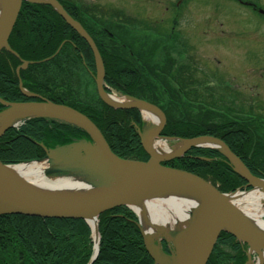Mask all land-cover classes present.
I'll return each instance as SVG.
<instances>
[{
  "label": "trees",
  "instance_id": "obj_1",
  "mask_svg": "<svg viewBox=\"0 0 264 264\" xmlns=\"http://www.w3.org/2000/svg\"><path fill=\"white\" fill-rule=\"evenodd\" d=\"M71 6L77 8L74 3ZM22 10L10 44L23 59L35 62L21 71L24 86L40 92L47 90V83L54 81L67 87L66 97H74L73 100L64 101L58 95L50 98L58 103H66L90 117L117 155L147 160L148 154L131 123L133 120L140 124L141 115L137 110L113 109L101 100L92 104L78 97L85 92L82 89L85 84L77 82L76 79L83 71L91 74L95 70L90 47L78 43L82 38L75 31H66L70 28L66 27V23L55 12L44 8L37 9L32 5H24ZM103 36L108 37L107 33ZM66 39L72 41L71 45L60 47ZM120 43L119 47L110 45L107 49L103 46L100 48L107 66L105 82L108 86L120 89L126 85L132 86L138 94L145 97V92H148L151 96L147 97L154 100L157 87L140 72L145 67V60L141 58L140 52H135L124 41ZM19 63V59L9 52L0 54V97L6 100L27 99L19 88V77L15 72ZM133 65H137V69L132 72ZM165 68H161L158 75L150 69L154 77L163 81L164 91L170 92L168 107L172 109L171 112L165 111L167 124L164 134H176L186 138L200 135L220 137L241 156L255 175L264 177V167H258L247 156L256 145L261 150L264 145L262 137L246 121L240 120L237 123L238 120H230L229 115L225 114L223 118L221 114L214 113L213 107L207 108L206 103L198 98V90L190 89L192 94H189L186 91L188 86L185 87L182 81H194L193 73L188 75L189 72L183 74V71H171L165 78ZM185 75L191 78L187 79ZM32 85H38L39 88ZM82 135L86 133L71 124L45 118L30 119L18 128H10L0 137V160L4 163H19L37 159L44 155L43 147L39 143L50 147L64 144L73 136ZM262 152L263 150L260 157ZM219 154L216 150L194 147L181 159L171 163L177 168L210 179L213 183H220L218 187L222 191H234L243 187L246 181L228 163L198 158ZM99 233V254L92 264H154L145 249L137 216L129 208L121 206L101 214ZM221 243L229 244L234 254L227 252L220 246ZM92 247V229L83 219L0 215V264H18V255L26 258L22 264H87L94 253ZM16 253L17 256H13ZM6 254H12L10 260ZM245 261L246 254L242 243L233 235L224 232L208 264H242Z\"/></svg>",
  "mask_w": 264,
  "mask_h": 264
},
{
  "label": "water",
  "instance_id": "obj_2",
  "mask_svg": "<svg viewBox=\"0 0 264 264\" xmlns=\"http://www.w3.org/2000/svg\"><path fill=\"white\" fill-rule=\"evenodd\" d=\"M3 1L0 50L5 48L16 54L11 49L8 39L22 0ZM47 1L54 5L64 19L90 43L96 61L97 86L101 99L112 107L151 110L160 117V122L153 132H151L152 129L139 131L141 143L151 159L149 161L124 159L111 150L100 129L87 115L71 107L46 99L41 102H7L0 98V102L5 105V109L0 112V123L12 114L18 117L15 122H13V117L11 121L1 126L0 136L9 128L14 127L16 122L34 117L59 120L86 130L93 141L74 139L68 144L58 145L55 148H47L43 143H39L46 151V156L41 160L46 159L50 167L54 168L51 172L60 174V177L83 174L81 176L93 177L98 185L96 194L79 198H66L35 191L13 169L19 164H6L0 160V215L24 214L54 218H80L89 222L90 219H97L104 211L118 206L126 205L132 208V203L149 197L157 190H180V194H187L190 191L198 196L199 213L197 216H192L189 225L183 230H169V233L166 231L175 243V251L170 258H167L168 255L157 246L153 239L154 234L144 231L140 215L132 208L138 217L137 225L142 233L145 248L156 264H207L222 231H227L245 242L250 250L259 247L264 251V241L252 232L249 221L240 211L236 210L228 197L229 194L238 191L221 192L214 184L201 176L163 165L161 162L180 157L192 147L209 146L227 157L233 170L247 181L246 187H252L251 190L256 187L264 189V179L254 175L245 163L231 151L224 140L212 135L182 138L180 139L182 146L167 154L159 155L150 150V143L156 136H159L164 127L165 114L159 107L145 100L132 97L130 102H120L110 98L103 88L104 64L94 41L59 2ZM20 88L24 94H32L26 91L22 84ZM51 172L47 170L49 177H51ZM163 231L165 230L156 234ZM97 254L98 250L88 264L94 262ZM261 264H264V255Z\"/></svg>",
  "mask_w": 264,
  "mask_h": 264
},
{
  "label": "rangeland",
  "instance_id": "obj_3",
  "mask_svg": "<svg viewBox=\"0 0 264 264\" xmlns=\"http://www.w3.org/2000/svg\"><path fill=\"white\" fill-rule=\"evenodd\" d=\"M73 1L74 3L77 1L78 5L90 15H80L79 18L83 22L88 25L94 23L100 29L106 27L110 29L107 32H100L98 37L91 35L95 39L99 53L101 46L105 49L110 45L119 47L121 41L134 48L135 52H140L141 58L145 60L144 64L146 63L140 72L142 71L143 77L154 83L158 89L154 100L147 97L148 92H145V99L140 97L141 99L152 102L162 112H171L172 108L168 107L170 92L164 91L163 81L154 77L150 69L158 75L159 70L167 66L165 78L171 71L177 73L183 71V74L189 72L188 75L193 73L194 81H182L185 87L188 86L186 91L189 94H192L190 89L198 90L200 94L198 98L206 103L207 108L213 107L214 113L221 114L223 118L225 114L229 115L230 120H238L237 123L240 120L246 121V124L252 126L264 141V0ZM38 8L43 9L42 6ZM106 33L108 37L103 36ZM106 67L104 65V73ZM131 67L132 72L136 71L137 65ZM83 72L76 75V77L79 75L76 81L85 84L82 87L85 92L78 97L92 104L97 103L100 99L97 74ZM188 75L185 77L191 78ZM47 86L49 89L40 91L41 96L51 99L50 97L58 95V98L64 101H71L74 98L67 99L65 94L67 87H63L62 84L58 85L50 81ZM34 87L39 88L38 85ZM131 123L137 122L132 120ZM152 127V122L145 119L137 125L140 132ZM261 150L263 152L260 157ZM261 150L256 145L251 148L247 156L255 165L264 167V145L261 146ZM231 151L245 163L241 156L234 150ZM207 160L224 161L231 165L222 153L208 156ZM53 169L49 167L50 172ZM50 174L55 175L53 172ZM214 184L218 187L220 183ZM247 188L244 184L237 190L244 192L254 190H251L252 187ZM153 239L168 255L166 257L170 258L175 251V243L167 232L154 234ZM94 246L93 244L92 250ZM223 246H227V252L233 253L229 244ZM244 249L246 261L242 264H250L251 259L257 258V254H250L249 245H244ZM96 251L95 246V253ZM11 255L6 254V257L10 260ZM13 256H17V253ZM18 258H20L16 260L18 264H22L21 262L26 259L19 255Z\"/></svg>",
  "mask_w": 264,
  "mask_h": 264
},
{
  "label": "bare ground",
  "instance_id": "obj_4",
  "mask_svg": "<svg viewBox=\"0 0 264 264\" xmlns=\"http://www.w3.org/2000/svg\"><path fill=\"white\" fill-rule=\"evenodd\" d=\"M3 9L4 1L0 0V21ZM110 98L118 101H130V99L117 95H111ZM143 115L145 120L152 122L153 128L151 132H153L159 125L160 117L147 109L143 110ZM14 116L12 114L5 120L3 119L0 123V129L5 122L11 121ZM16 119L18 117H14L13 122ZM206 144L211 145L210 143ZM180 146H182L181 143L171 148L166 141L153 140L149 145V149L156 154L162 155L170 149H176ZM13 169L35 191L66 198L87 197L98 192V185L94 182L93 177L81 175L58 178L49 177L47 175L49 164L46 159L22 163L13 167ZM179 191L157 190L149 197L131 204V207L140 215L145 232L156 234L161 230H165L168 233L170 232L169 230H183L189 225L192 216L198 215V196L190 191L187 194H180ZM228 197L236 210L240 211L249 221L252 232L264 241V190L256 187L253 191L237 192L229 194ZM90 223L96 227L95 219H90ZM178 244H180L179 241ZM250 254H257V258L251 259L250 264H261L264 255L262 248L256 247V249L250 250Z\"/></svg>",
  "mask_w": 264,
  "mask_h": 264
},
{
  "label": "flooded vegetation",
  "instance_id": "obj_5",
  "mask_svg": "<svg viewBox=\"0 0 264 264\" xmlns=\"http://www.w3.org/2000/svg\"><path fill=\"white\" fill-rule=\"evenodd\" d=\"M62 4H63V6L67 9V11L73 16V17H75V18H77L81 23H82V25H83V27L88 31V33H90L91 35L93 34L94 36H99V33L101 32V33H103V32H107V31H110V29L109 28H103V29H100L99 27H98V25H96V24H94V23H92V24H87L86 22H83L80 18H79V16L81 15V16H85V14H87V15H89L88 13H87V11L85 10V9H83V7L81 8V6H78L77 8H73L72 6H71V4H70V1L69 0H59ZM37 5V4H36ZM40 5H44V9L45 10H50V11H52V12H56V11H54L53 9H52V7L51 6H49V5H46V4H38L37 6H40ZM39 11H41V10H39ZM57 13V12H56ZM57 15H58V13H57ZM90 16V15H89ZM66 27H68L67 26V24H66ZM68 28H70V27H68ZM51 29V28H50ZM49 29V30H50ZM66 31H74L73 29H67ZM66 40H69L70 42H71V40L70 39H66ZM78 43H81V44H83L84 46L85 45H88V43L84 40V39H82V40H80ZM75 45V44H74ZM89 46V45H88ZM123 89H125L127 92H130V93H135V94H138L137 92H136V90L133 92V87L132 86H127L126 85V87L125 88H123ZM138 95H140V94H138ZM149 96H151V94H148ZM142 96V95H141Z\"/></svg>",
  "mask_w": 264,
  "mask_h": 264
}]
</instances>
